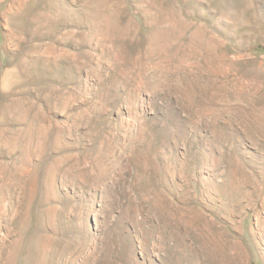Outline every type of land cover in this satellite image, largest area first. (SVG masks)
<instances>
[{
	"label": "rangeland",
	"instance_id": "rangeland-1",
	"mask_svg": "<svg viewBox=\"0 0 264 264\" xmlns=\"http://www.w3.org/2000/svg\"><path fill=\"white\" fill-rule=\"evenodd\" d=\"M0 264H264V0H0Z\"/></svg>",
	"mask_w": 264,
	"mask_h": 264
}]
</instances>
